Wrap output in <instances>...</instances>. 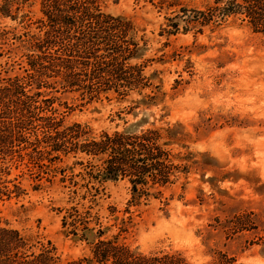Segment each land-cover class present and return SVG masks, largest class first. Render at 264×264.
Here are the masks:
<instances>
[{
	"label": "rangeland",
	"instance_id": "374dc122",
	"mask_svg": "<svg viewBox=\"0 0 264 264\" xmlns=\"http://www.w3.org/2000/svg\"><path fill=\"white\" fill-rule=\"evenodd\" d=\"M98 1L106 13L131 19L138 30L135 39L146 42L143 56L130 62L143 66L151 86L123 99L113 91L69 93L59 85L35 96L21 81L36 101L30 118L36 128L27 134L29 145L15 147L6 164L8 174H0L9 188L16 184L22 190L0 201V225L27 239L28 253L53 247L61 263L89 257L91 249L75 241L72 227L63 221L90 219L89 227L98 229V222L108 228L103 237L119 234V241L144 254L179 252L191 264H208L219 250L234 259L232 264H264L257 244L264 229V35L240 19L228 18L219 28L206 27L201 33L184 32L180 24L177 33L167 36L161 28L177 8ZM181 1L188 9L200 10L214 2ZM40 3L29 0L13 18L0 14V78L25 76L21 52L14 48L18 38L39 32ZM23 14L28 26L20 22ZM146 95L155 97L134 103ZM143 117L142 128L134 125L135 130L175 126L180 134L170 147L172 154L190 153L188 171L176 174L162 198L146 205L128 206L130 188L124 179L89 180L86 162L98 165L96 158L73 150L39 156L48 147L42 128L48 119L61 127L80 124L89 137L99 138L128 129ZM241 214L254 219L257 230L230 237L214 230L215 219L223 222Z\"/></svg>",
	"mask_w": 264,
	"mask_h": 264
},
{
	"label": "trees",
	"instance_id": "16d2710c",
	"mask_svg": "<svg viewBox=\"0 0 264 264\" xmlns=\"http://www.w3.org/2000/svg\"><path fill=\"white\" fill-rule=\"evenodd\" d=\"M134 1L149 3L158 9L177 8L173 17L165 18L166 24L161 28L160 33L167 36L177 33L180 24L184 32L201 33L206 27L219 28L228 18L240 19L253 32L264 35V0H214L213 5L202 10L188 9L181 0ZM27 4L29 0H3L0 14L13 18L12 14ZM40 13L42 17L36 21L39 32L18 38L14 48L21 52L25 76L22 80L0 78V174H8L6 164L12 160L15 147L30 143L27 134L36 128L31 127L30 118L32 110L37 108L32 96L42 94V89L51 90L52 85H59L66 92L88 95L113 91L116 97L123 99L132 91L139 93L151 86L150 79L143 76V66L130 62L140 59L146 49L145 41L141 44L135 39L138 30L131 19L106 13L98 0H41ZM25 17L21 15L20 22L28 26ZM21 81L35 94L27 95ZM154 97L146 95L134 103ZM144 122L143 117L128 129L94 138L89 137L80 124L61 127L59 121L48 119L42 127L48 147L40 151L39 156L73 150L96 158L98 165L86 162L85 175L89 180L103 183L124 179L130 188L128 206L146 205L151 199L162 198L166 188L177 179L176 174L188 171L185 162L190 161L187 158L190 153L185 157L172 154L170 147L180 134L175 126L134 129V125L142 128ZM34 137L38 138L35 133ZM21 192L16 184L9 188L0 176V201L19 196ZM214 221V230L228 237L258 228L248 214L223 222ZM89 223L90 219L63 221L64 225L72 227L75 241L91 246L89 257L66 263L60 262L51 246L38 253H28V240L17 230L0 225V264H191L179 252L144 254L119 241V234L103 237L108 228L101 227L100 223L97 222L96 230L89 227ZM126 229L120 227V231ZM261 231L263 234L257 244L264 252V229ZM233 262L232 257L218 250L213 251L208 264Z\"/></svg>",
	"mask_w": 264,
	"mask_h": 264
}]
</instances>
